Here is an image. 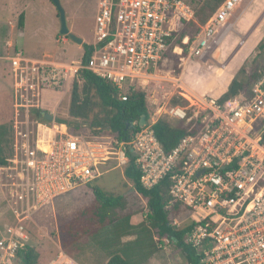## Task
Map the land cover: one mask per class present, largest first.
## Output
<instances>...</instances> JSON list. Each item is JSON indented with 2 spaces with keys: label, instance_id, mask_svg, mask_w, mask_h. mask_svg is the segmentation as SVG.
<instances>
[{
  "label": "built area",
  "instance_id": "1",
  "mask_svg": "<svg viewBox=\"0 0 264 264\" xmlns=\"http://www.w3.org/2000/svg\"><path fill=\"white\" fill-rule=\"evenodd\" d=\"M188 2L97 0L85 67L33 61L6 44L15 54L0 58L13 80L11 152L0 166V264H22L19 254L32 245L27 226L37 227L42 209L109 170L123 172L130 155L144 189L169 179L164 210H176L172 226L188 229L184 241L198 264H264V70L248 95L224 101L204 98L181 108L146 97L150 119L124 141L74 132L57 121L59 103L46 108L49 93L62 100L81 69L112 84L126 102L156 77L170 50L184 53L174 39L184 23H194ZM239 2L224 0L192 39L181 41L186 59L205 56ZM163 114L194 124L169 153L153 129ZM59 264L77 263L63 257Z\"/></svg>",
  "mask_w": 264,
  "mask_h": 264
},
{
  "label": "rangeland",
  "instance_id": "2",
  "mask_svg": "<svg viewBox=\"0 0 264 264\" xmlns=\"http://www.w3.org/2000/svg\"><path fill=\"white\" fill-rule=\"evenodd\" d=\"M59 2L65 11L68 27L71 28L72 26L73 31L79 37L92 42L97 0H59ZM188 5L194 15L193 19L196 24L203 27L212 14V0H189ZM16 6H21L24 9L25 27L22 31L23 36L19 35L21 28L18 26L21 9L12 10ZM5 15L11 20L12 27L9 25L5 30H0V53H3V55L13 56L15 50L27 58L41 59L48 56L55 61L69 65L80 63L83 55L82 47H78L68 38L65 39L66 43L63 44L55 42V39L59 37L60 22L58 13L51 1L0 0V21ZM229 22L230 19L225 27L221 29L218 39L220 34L229 26ZM238 34L242 35L239 42L250 40L248 45L250 49L239 70L243 73L237 76L240 83L248 86L249 77L256 76L262 68V63H264V0L258 1L247 20L241 23L237 29H233L229 37L233 40L234 36H238ZM4 35L5 37L1 39ZM185 35H193V33H182L179 38ZM2 40H9L14 50L5 49V42ZM83 44H88V42H83ZM260 45L263 46L262 49H259ZM216 47L217 44H214L209 52H212ZM167 56L168 60L163 62V66L156 75L157 77L151 78L143 85H138V91L144 94L145 101L148 97L157 100L166 107L178 106L184 108L188 105V101L185 97L179 95L177 86L173 81L179 76L182 61L172 52H169ZM12 82L10 64L4 60L0 61V126L9 128L13 104ZM74 82L77 83L79 93L82 94V80L77 77ZM70 90L67 97L62 100L60 94L57 93L58 96L53 101L47 102L51 106L59 103L57 121L65 122L69 129L80 127L84 133H88V131L91 133L90 121H78L76 123L68 116ZM174 100L178 101L176 105L172 103ZM187 114L190 115L191 110H187ZM159 120H164L172 126L177 125V121L166 114H163ZM98 130L94 129L93 131ZM100 136L108 137L109 135L104 130ZM10 138L12 141L11 128ZM9 151L10 145L4 150L7 156ZM106 170H109V168ZM94 190L103 192L107 196L121 198L123 207L116 209L114 219L129 217L130 223L137 224L136 220L142 222L148 213L146 200L135 192L132 184L124 177V171L109 170L98 180L76 188L56 199L52 206L42 209L37 216V227L34 230L39 235L33 238L32 245H49L51 250H53L52 247L58 251L60 249L66 257H71L77 264H106L107 258L104 252L91 240L92 232L99 228V224H92V227H87L86 224L87 219L94 217L93 213L97 206ZM1 210L0 207V212ZM75 236L77 237L73 241ZM155 244L157 251L146 264H187L181 250L177 249L173 243H166L164 238L155 237ZM58 256L59 253L55 255L50 253V256L47 255L42 259V264H50Z\"/></svg>",
  "mask_w": 264,
  "mask_h": 264
},
{
  "label": "trees",
  "instance_id": "3",
  "mask_svg": "<svg viewBox=\"0 0 264 264\" xmlns=\"http://www.w3.org/2000/svg\"><path fill=\"white\" fill-rule=\"evenodd\" d=\"M223 1L212 0L211 12L213 13ZM22 25L23 18L20 16L18 26L21 28ZM189 26L187 28L182 27L180 31L181 34L192 32L193 35H185L192 39L199 31V27L196 24ZM180 31L175 35L174 43L183 47L184 51H186L185 46L181 44L184 36L179 38L181 35ZM262 45L259 46V49L263 48ZM82 48L84 54L80 63L85 67L89 63L92 46L83 45ZM262 70H264V63H262V68L259 72ZM259 72L256 76L249 77V85L246 86L237 80V76L243 73L239 71L229 85L227 92L221 97V100L224 101L231 96L240 94L248 95L251 87L260 77ZM77 77L83 82L82 94L79 93L77 83L74 82L75 79L72 80L68 116L76 123L78 121H90L89 127L92 129L91 134L93 136H99L105 130L113 138L120 141L128 140L131 134L140 130L138 123L141 116H145L146 121H148V110L145 96L142 92L131 93L128 100L122 102L118 97L117 89L112 84L98 78L90 71L81 69L78 71ZM172 103L176 105L178 101L174 100ZM58 122L65 124L61 120H58ZM134 123L136 124L133 126ZM126 124H129V126ZM130 125H132L131 128ZM94 129L99 130L93 131ZM153 129L162 149L165 153H169L178 145L182 138L194 130V124L185 125L184 122H177L176 126H172L164 120H159ZM71 130L76 132L81 129L80 127H73ZM11 143L10 128L0 126V166L5 165L8 159L11 152ZM9 145L10 151L7 156L4 150ZM129 157L130 162L124 169V177L132 184L135 192L146 200L148 213L144 221L135 226L130 224L129 217L114 219L116 217V209L123 207L121 198L107 196L97 190L93 191L97 206L93 213L94 217L87 219L86 224L87 227H92V224L95 223L99 224V228L92 232L91 240L104 252L107 258L106 264H146L149 258L157 251L155 237L167 238L169 242L173 243L177 249L181 250L187 264H198V258L194 250L184 241L188 229L178 230L172 226L171 222L174 220L176 210L172 213L164 210L168 201L169 179L162 180L150 190L144 189L140 183L141 175L134 166V159L131 155ZM27 229L31 240L39 235L35 233V227L31 224H28ZM129 235L135 236L134 241L122 244L121 237ZM49 249V245H31L26 251L19 254L22 264H42V259L47 255L50 256V253H53V255L57 254L55 248L53 250Z\"/></svg>",
  "mask_w": 264,
  "mask_h": 264
},
{
  "label": "crops",
  "instance_id": "4",
  "mask_svg": "<svg viewBox=\"0 0 264 264\" xmlns=\"http://www.w3.org/2000/svg\"><path fill=\"white\" fill-rule=\"evenodd\" d=\"M258 1L259 0H249V1L240 0V2L235 6L233 11L231 12L230 17L228 18V21L230 19L229 26L225 29L223 33L220 34L219 39L217 37L216 41L214 42V44H217V47L212 52H209L211 50L210 49L208 51L209 53L207 52L205 56L192 57L193 59L192 58L186 59L187 51H184V53L186 54L183 53L181 55L179 54L176 55L179 58V60L182 61L181 71L177 79L176 80L172 79V80L177 86V91L179 95L187 99L188 105H186V107L193 103L201 101L204 98H213V99L221 100V97L227 92L229 85L231 84L232 80L238 74L240 67L244 63V60L250 49V47H248L249 42H250L249 39L244 40L243 42H239L240 40L239 38L240 36H242L241 34H238V36H234L233 40L230 39L229 35L231 34L233 29H237V27L241 23L247 20L251 11L255 8ZM20 9H21L20 11L21 14L19 15V17L22 16L24 23L21 27V31L19 32V35L23 36L22 31L25 27V17H24V12H23L24 9L21 6L19 7L16 6L12 10H20ZM96 12H97V9H96ZM10 21L11 20L8 17H6V15L5 17H2V20L0 21V30L1 31L5 30V28H7L9 25L12 27V22ZM191 24H196V22L194 21V23L193 22L184 23V25L180 27V30L182 29V27H186V28L190 27L189 25ZM197 26L202 28L199 25ZM68 29L71 34H73L74 36L82 40V44L80 46L77 45L78 47H82L83 45L91 46L92 43L94 42V36H93V41L89 42L88 40H84L83 38L79 37L73 31L72 26L71 28L68 27ZM180 30H178V32ZM93 33H94V30H93ZM58 36H59L58 38L55 37L56 38L55 42L57 44L66 43L65 39L67 37H62V36L60 37V35ZM4 37L5 35L2 36L1 39H3ZM185 37H189V36H184L182 40ZM2 41L5 42L4 44L5 49H7V46H6L7 43L9 45L10 44L12 45V43L9 40H2ZM86 41L88 42V44H83V42H86ZM83 54H84V51H83ZM3 56H4L3 53H0V58H2ZM28 59L33 60V61H38L41 63H49V64H55V65H68L60 61H55L48 56L43 57L41 59H32V58H28ZM166 60H168V56L165 58V61ZM0 61L2 60L0 59ZM162 66H163V63H162ZM11 94H12V90H11ZM49 94L50 96L53 97V99L58 96L57 94H53V93H49ZM67 95L65 97H67ZM146 106H147V103H146ZM46 108L49 111L54 110V107H51L50 103L48 102H47ZM57 113H58V109H56V117H57ZM12 121H13V104H12V117L10 120V128H11ZM136 223L139 224L141 222L139 220H136ZM130 224L132 226L137 225V224H133L132 222ZM134 239H135V236L129 235V236H122L120 240L122 244H126L128 242H133ZM52 249L54 248L52 247ZM56 253H59L58 258L53 261L51 260L52 262L50 261L51 262L50 264H59V262L63 259V257H66V255H64L60 249L59 251L56 249ZM68 258L76 262L71 257H68Z\"/></svg>",
  "mask_w": 264,
  "mask_h": 264
},
{
  "label": "water",
  "instance_id": "5",
  "mask_svg": "<svg viewBox=\"0 0 264 264\" xmlns=\"http://www.w3.org/2000/svg\"><path fill=\"white\" fill-rule=\"evenodd\" d=\"M49 1H51V3L54 5V7L58 13V18H59V22H60L59 35L62 37H67L71 42L80 46L82 44V40L77 38L76 36H74L73 34H71L69 32V29L67 26L65 11L63 10L59 0H49ZM45 119L49 122L52 120L51 116H49V115H46ZM126 125L129 126V124H126ZM145 125H146L145 116H141L139 123H138V127L141 129ZM131 127H132V125H130V128Z\"/></svg>",
  "mask_w": 264,
  "mask_h": 264
},
{
  "label": "bare ground",
  "instance_id": "6",
  "mask_svg": "<svg viewBox=\"0 0 264 264\" xmlns=\"http://www.w3.org/2000/svg\"><path fill=\"white\" fill-rule=\"evenodd\" d=\"M152 78H155V77H152ZM186 91V90H185ZM187 92V91H186Z\"/></svg>",
  "mask_w": 264,
  "mask_h": 264
}]
</instances>
